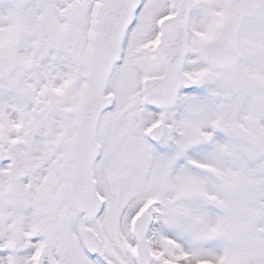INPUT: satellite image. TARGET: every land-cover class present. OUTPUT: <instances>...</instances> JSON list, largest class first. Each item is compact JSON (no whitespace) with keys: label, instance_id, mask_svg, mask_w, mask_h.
I'll use <instances>...</instances> for the list:
<instances>
[{"label":"snow or ice","instance_id":"6c2138e0","mask_svg":"<svg viewBox=\"0 0 264 264\" xmlns=\"http://www.w3.org/2000/svg\"><path fill=\"white\" fill-rule=\"evenodd\" d=\"M0 264H264V0H0Z\"/></svg>","mask_w":264,"mask_h":264}]
</instances>
